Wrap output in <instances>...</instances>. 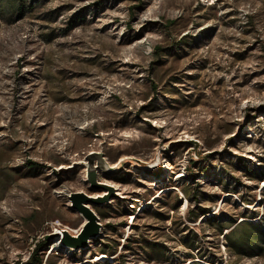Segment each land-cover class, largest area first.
Returning a JSON list of instances; mask_svg holds the SVG:
<instances>
[{"label": "rangeland", "instance_id": "374dc122", "mask_svg": "<svg viewBox=\"0 0 264 264\" xmlns=\"http://www.w3.org/2000/svg\"><path fill=\"white\" fill-rule=\"evenodd\" d=\"M9 16L0 264L38 246L44 264H264L218 228L264 226V0H27ZM76 196L101 225L78 250L54 236L82 233Z\"/></svg>", "mask_w": 264, "mask_h": 264}, {"label": "trees", "instance_id": "16d2710c", "mask_svg": "<svg viewBox=\"0 0 264 264\" xmlns=\"http://www.w3.org/2000/svg\"><path fill=\"white\" fill-rule=\"evenodd\" d=\"M29 7L33 9L35 7V4L31 3ZM26 8L27 0H0V17H10L9 15H12L13 13H16L20 16L25 12ZM30 164L33 166L37 165L36 163ZM190 199L193 200L192 198ZM218 228L220 229V232H222V234L225 229H231L228 233L224 235V237L226 238L228 248L230 249V252L233 254V256L241 259L256 257L264 258V226L261 222L243 221L242 224L236 226H234L231 222H218ZM48 245V242H42L43 247ZM192 245V247H194V242ZM155 246L156 244L154 245V247ZM39 250L40 248L38 246L36 250H34L31 254L28 260V264H44L45 260L48 263L52 256H47V251H44L42 254H39ZM119 264L123 263L119 261ZM194 264L202 263L195 262Z\"/></svg>", "mask_w": 264, "mask_h": 264}, {"label": "water", "instance_id": "95a60500", "mask_svg": "<svg viewBox=\"0 0 264 264\" xmlns=\"http://www.w3.org/2000/svg\"><path fill=\"white\" fill-rule=\"evenodd\" d=\"M88 180L97 185L96 174L91 173L88 176ZM76 196L73 200L72 206L79 209L82 216L86 219L87 223L84 225V229L79 236H71L67 231H64L65 236L64 244L71 245L76 250L88 245L91 239L98 237L101 225L98 223V217L90 207H86Z\"/></svg>", "mask_w": 264, "mask_h": 264}, {"label": "bare ground", "instance_id": "6f19581e", "mask_svg": "<svg viewBox=\"0 0 264 264\" xmlns=\"http://www.w3.org/2000/svg\"><path fill=\"white\" fill-rule=\"evenodd\" d=\"M86 207H90L91 203L90 202H85L84 204ZM55 235V238H62L63 237V233L60 232V231H57L54 233ZM108 256L107 255H102L101 257H99V259H104V258H107Z\"/></svg>", "mask_w": 264, "mask_h": 264}]
</instances>
